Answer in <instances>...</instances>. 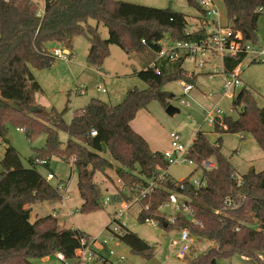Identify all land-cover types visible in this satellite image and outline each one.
Here are the masks:
<instances>
[{
	"label": "trees",
	"instance_id": "1",
	"mask_svg": "<svg viewBox=\"0 0 264 264\" xmlns=\"http://www.w3.org/2000/svg\"><path fill=\"white\" fill-rule=\"evenodd\" d=\"M185 1L200 11L196 0ZM222 2L232 29L242 35L243 42L257 44V23L264 14V0ZM38 11V4L31 0H0V139L5 144L0 161V264H33L34 260L56 253L67 259L78 257L79 238L88 235L61 228L54 216L30 222L32 205L63 199V190L58 188L62 184L52 187L37 171L39 162L49 161L51 156L72 161L82 202L79 211L90 214L103 208V196L93 177L95 172L112 167L103 158L107 154L119 166L115 174L128 190L129 201L134 190L156 181L158 168H167L161 153L150 150L147 142L131 129V122L138 111L153 101L164 109L170 105L173 96L162 90L167 83L182 81L193 85L197 79L196 75L187 74L181 59L157 61L154 67L146 65L135 73L146 89L127 91L117 105L91 99L82 109L74 111L66 123L63 116L67 108L62 112L54 109L47 112L35 102L41 88L31 69L48 70L53 66L51 44H59L72 53L73 39L84 37L89 45L87 66L100 68L109 57L111 45L127 55L147 52L155 59L162 38L191 41L197 36L185 33L188 16L182 13L120 0H44L43 14L37 16ZM99 25L107 29V39H102ZM245 57L244 53L225 56L224 73H232ZM13 103L22 111L13 110ZM232 107H241V111L236 119L216 120L214 131L219 137L214 144L205 133L196 132L188 152V159L196 169L179 182L168 175L160 188L141 200L139 223L153 220L166 231L187 227L195 239L213 243L186 264H216L217 260L233 255L244 258L248 264H264V170L237 176L229 159L221 154L223 134L251 135L264 154V104L258 107L252 94L242 88L233 98ZM10 128L22 130L28 140L39 134L45 136L44 147L29 157L27 168L7 140ZM59 131L67 135L65 143L59 140ZM91 131L96 135L91 136ZM209 159L216 167L202 171L200 180L205 186L196 190L190 178ZM170 193L190 200V209L202 223L201 228L189 224L180 215L170 225L157 214ZM120 227L121 234L116 236L119 242L132 254L152 260L154 248L125 226Z\"/></svg>",
	"mask_w": 264,
	"mask_h": 264
},
{
	"label": "rangeland",
	"instance_id": "2",
	"mask_svg": "<svg viewBox=\"0 0 264 264\" xmlns=\"http://www.w3.org/2000/svg\"><path fill=\"white\" fill-rule=\"evenodd\" d=\"M31 1L37 3L39 9H43L44 0ZM213 1L221 14V24L226 26L228 22L222 0ZM124 2L158 9H170L186 15L188 18L198 14L197 8L189 6L185 0H124ZM99 33L102 39L108 38L107 29L102 25H99ZM263 35L264 14L258 19L257 23V45L262 43L261 36ZM88 47V42L84 37H75L72 41L73 56L71 57V62H75V65L72 63L67 65L63 61L55 60L53 67L48 70H32L40 81L37 83L40 85L41 91L36 98H38L41 108L47 112L51 109L62 112L67 108L63 116L65 121L70 118L74 111L83 108L89 99H97L109 105H117L123 100L127 91L147 88L146 84L140 81L134 73L140 71L144 65L149 63L150 54L145 52L127 55L117 46L111 45L109 57L101 66L104 67L107 76L99 77L94 69H85ZM250 62V57L242 62V71L239 77L245 84L244 89L252 94L257 106L261 107L264 104V63L250 64ZM214 63L221 70V61L218 59ZM183 68L187 74L193 71L190 62L184 63ZM184 84L182 81L170 82L162 88L164 92L173 96L169 104L178 111L177 113L169 115L164 108L153 101L146 109L138 111L135 121L132 122V128L144 137L154 152H164L169 149L171 133H179L182 142L188 145L192 142L195 133L200 131L205 133L211 144H214L218 136L213 125L208 123V114L217 110L222 112L221 115H215L217 118L236 119L241 111V107L233 109L231 98L225 96L219 98L221 94L219 89L222 84V79L219 76L211 81L204 76H198L195 87L187 95L183 93ZM98 86L104 89L105 92L98 91L96 89ZM76 89L82 90L83 94L75 95L74 91ZM215 92H219L217 97H213ZM10 134L12 136L10 144L18 151L23 166L29 167V157L33 155L35 150H41L44 147L45 136L39 134L28 140L24 133L17 132L13 128H10ZM242 135L243 137L239 134L221 135V154L229 159L237 176L245 174L250 169L256 172L264 170L263 152L251 135ZM58 137L60 141L66 139L65 133L61 131L58 132ZM4 149L5 144L0 139V161ZM103 158H108L106 160L110 162L112 167L106 168L103 172H95L93 182L98 186L103 198H111V203L103 206L102 210L90 214H81L79 208L82 202L77 191L75 168H71L65 161L51 156L47 168L37 166L36 169L42 176H45L48 171L55 175V179L50 182L52 187H57L60 181L63 182L66 187L64 196L68 195L66 207L60 205L63 200L43 202L37 208L32 205L30 222L45 216L53 217L57 213V224L61 228L78 229V231L99 240L109 237L105 227L113 219L115 210L122 209L123 202L127 201L126 198L129 193L126 188L123 187L122 189V183L118 181L113 170V163L108 155ZM195 169V165L180 162L168 166L166 171L173 181L179 182L187 178ZM1 172L2 167L0 164ZM201 176L202 169L199 168L194 172L190 181H200ZM142 208L143 206L139 204L131 205L121 218L120 224L154 248L152 259L157 260L159 264H186L188 260L206 252L213 246L211 242L196 239L186 259L179 260L175 258L174 254L171 253L170 243L178 238V233L175 230L166 231L148 223H139L137 216ZM165 210L170 212L169 209ZM157 211V214H161L159 209ZM112 247L117 253L124 254L126 257L124 264H151V260L132 254L129 248L120 242L114 241ZM34 262V264H58L55 254L49 257L47 261L37 259ZM216 264H248V262L240 256L233 255L227 259L217 260Z\"/></svg>",
	"mask_w": 264,
	"mask_h": 264
},
{
	"label": "built area",
	"instance_id": "3",
	"mask_svg": "<svg viewBox=\"0 0 264 264\" xmlns=\"http://www.w3.org/2000/svg\"><path fill=\"white\" fill-rule=\"evenodd\" d=\"M197 4L200 11L196 16L187 19L185 27V33L187 35H196L197 38L191 41H171L168 37L162 38L158 42L159 51L155 55V59L152 64H150V67H154V64L157 61L171 62L180 59L183 60L184 63L188 61L193 62L198 70L203 71L205 68L211 67V72L208 73V78L210 80L214 79L217 75L222 77L220 97L225 96L233 100L238 93L236 91L245 87L239 77L242 71L241 64L236 67L232 73L226 74L223 69L219 70L215 64L211 65V62L219 59L223 64L222 61L225 56H235L238 53H244L246 55L245 59L250 57L251 61L264 63V45L258 46L256 44L254 45L243 42L242 35L239 32L234 31L229 23L226 26H223L221 24V14L213 0H197ZM42 14L43 10H39L37 16H41ZM51 54L55 60H60L65 63H69L73 56L72 53L61 47L53 49ZM156 73L159 74V71H156ZM97 90L102 93L105 92L100 86L97 87ZM192 90L193 86L191 84H184V95L189 94ZM74 94L80 95L83 94V92L82 90L76 89ZM221 114L222 112H218L217 110H215L214 113L208 114V123L213 125V128L215 127L216 120L221 121L224 119L215 117V115ZM17 130L22 132L20 129ZM90 134L91 136H95L96 132L91 131ZM169 138V149L161 154L166 166L168 167L180 162L195 165L190 159H188V152L192 142L188 145L184 144L179 133H171ZM69 163L72 165L71 160ZM46 164V160L39 162V165L41 166H45ZM215 167V162L212 159H209L200 165L202 171H209L215 169ZM166 170L167 168H158L159 172L156 181H150L146 188L134 190L133 194L130 195L131 199L123 202L124 205L122 209L115 210L109 229L105 230L109 233V237H104L103 240H99L91 236H81L79 238L80 254L78 257L67 259L62 253H56L55 259L57 263L124 264L126 261L124 254L117 253L112 247L114 241L119 242L116 236L121 234L120 220L131 205H140L141 200L153 189L160 188L161 182L167 179L168 174ZM45 180L50 183L54 180V175L52 173H47ZM190 182L196 190L205 186V182L201 180ZM58 188L63 190V185H60ZM109 203H111L110 197L102 199V206ZM189 203V199L180 197L175 193H170L167 202L159 207V211L165 218L167 224L173 225L177 216L180 215L189 222V224L201 228L202 223L194 218ZM165 209H169L170 212ZM53 216L57 217V213ZM146 223L159 228L158 224L153 220H146ZM176 232L178 233V238L170 243L171 253L174 254L175 258L183 260L189 255L194 240L196 239L191 235L190 230L187 227L176 229Z\"/></svg>",
	"mask_w": 264,
	"mask_h": 264
},
{
	"label": "crops",
	"instance_id": "4",
	"mask_svg": "<svg viewBox=\"0 0 264 264\" xmlns=\"http://www.w3.org/2000/svg\"><path fill=\"white\" fill-rule=\"evenodd\" d=\"M121 1H124V0H121ZM40 11H42L43 9H39ZM98 30H99V27H98ZM261 39H262V43H259L258 44V46H263L262 44H264V35L263 36H261ZM257 45V44H256ZM59 47V44H51V46H50V50L52 51L53 49H55V48H58ZM87 50H88V48H87ZM72 54H73V52H72ZM150 57H151V59H150V61H149V63H147L146 65H148V66H150V64H152V62H153V60H154V56L153 55H150ZM74 61V60H73ZM138 61H140V60H138ZM188 62H190L191 64H192V69H193V71L192 72H190L189 73V75H196L197 77L198 76H204V77H206L209 81H211V80H215V78H217L218 76L219 77H221L220 75H217L214 79H209L208 78V73L209 72H211V67H207V68H205L203 71L202 70H198L196 67H195V64H193V62H191V61H188ZM215 62V61H214ZM214 62H211V65L212 64H215ZM72 62L70 61L69 63H67V65H70ZM140 63H141V61H140ZM186 63V62H185ZM73 65H75V62L74 63H72ZM54 65V64H53ZM146 65H144V67L146 66ZM183 65H184V63H183ZM183 65H182V67H183ZM215 66L217 67V65L215 64ZM53 67V66H52ZM144 67H142V68H144ZM86 70H91V69H94L95 71H96V74H97V76H99V77H104V76H107L106 74V71H105V69H104V67H100V68H94V67H90V66H87V64H86V68H85ZM184 69V68H183ZM221 69H223V64L221 63ZM33 69H31V72H32V74H33V76H34V78H35V80L37 81V82H40L39 81V79H38V77L36 76V74L32 71ZM185 70V69H184ZM224 70V69H223ZM186 71V70H185ZM136 72H138V71H135V73ZM135 73H134V75H135ZM221 79H222V77H221ZM197 80V79H196ZM192 85V84H191ZM245 85V84H244ZM40 86V85H39ZM193 86V88L195 87V84H193L192 85ZM41 88V87H40ZM221 88H222V84H221V86H220V89H219V92H221ZM97 89V88H96ZM219 92H215L214 94H213V97H217L219 94ZM38 94V93H37ZM37 94L35 95V102H36V105H38V106H40V104H39V101H38V98H36V96H37ZM219 98H220V95H219ZM89 100H91V99H89ZM89 102V101H88ZM87 102V103H88ZM41 107V106H40ZM82 109V108H81ZM73 114V113H72ZM71 118H72V115L70 116V118L67 120V121H65L66 123H69L70 122V120H71ZM135 120H133L132 122H134ZM132 122H131V124H130V127H131V129L133 130L134 128H132ZM16 130V129H15ZM17 132H20V133H22L21 131H18V130H16ZM134 132H138V131H136L135 129L133 130ZM138 134V133H137ZM196 134V133H195ZM66 135V134H65ZM140 135V134H139ZM143 139H144V137L142 136V135H140ZM195 136V135H194ZM217 136L219 137V135L217 134ZM8 137H11L12 138V136H11V134L8 136ZM217 137V138H218ZM243 137V136H242ZM67 135H66V139H65V141H61L62 143H65L66 142V140H67ZM194 139V138H193ZM145 140V139H144ZM217 140V139H216ZM215 140V141H216ZM12 141V140H11ZM146 141V140H145ZM193 141V140H192ZM209 141V140H208ZM215 141H214V143H215ZM147 142V141H146ZM147 144H148V146H149V143L147 142ZM149 148H150V146H149ZM150 150H151V148H150ZM151 151H153V150H151ZM166 151V150H165ZM154 152V151H153ZM155 152H158V151H155ZM159 153H161L162 154V152H159ZM105 155H107V154H105ZM104 155V156H105ZM109 157V156H108ZM108 159V158H107ZM110 159V158H109ZM61 160V159H60ZM111 160V159H110ZM63 161V160H62ZM112 161V160H111ZM48 163H49V161H47V164L45 165V166H43V167H45V168H47V165H48ZM66 163H68L69 165H70V167L71 168H74L73 167V165H71L69 162H66ZM112 163H113V167H114V172H115V170L117 169V168H119V166L116 164V163H114L113 161H112ZM47 173H52V172H50V171H48ZM47 173H46V175H47ZM53 174V173H52ZM45 175V176H46ZM54 175V174H53ZM116 175V174H115ZM54 179H55V175H54ZM181 181V180H180ZM60 184H62L63 185V182L62 181H60ZM66 192V187L63 185V196H64V193ZM68 199V195H66V197L64 196V198L62 199L63 201L62 202H60L61 204V207H66V200ZM40 203H36V204H34L35 206H36V208L38 207V205H39ZM60 209V208H59ZM32 210V209H31ZM59 211V210H58ZM65 229H71V228H65ZM72 230H74V229H72ZM75 230H78V229H75ZM176 231V230H175ZM83 233V232H82ZM85 234V233H84ZM86 235H88V234H86ZM88 236H90V235H88ZM48 260V258H44V259H42V261H47ZM35 262L33 261V264H34Z\"/></svg>",
	"mask_w": 264,
	"mask_h": 264
},
{
	"label": "water",
	"instance_id": "5",
	"mask_svg": "<svg viewBox=\"0 0 264 264\" xmlns=\"http://www.w3.org/2000/svg\"><path fill=\"white\" fill-rule=\"evenodd\" d=\"M11 107L15 111H19V112L22 111L21 108H20V106L17 103H13L11 105ZM165 111L169 115H173L174 113H177L178 112L175 108H173L170 105L165 109ZM7 140H8V142H11L12 138L11 137H8ZM249 171H253V169H250ZM163 227L165 228L166 227V224H164ZM151 264H159V262L157 260L152 259L151 260Z\"/></svg>",
	"mask_w": 264,
	"mask_h": 264
}]
</instances>
